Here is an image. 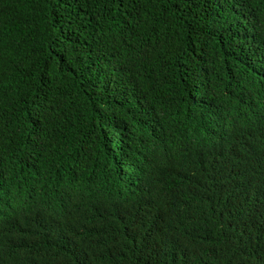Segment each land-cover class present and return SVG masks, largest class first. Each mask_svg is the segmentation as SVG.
I'll list each match as a JSON object with an SVG mask.
<instances>
[{
  "label": "trees",
  "instance_id": "obj_1",
  "mask_svg": "<svg viewBox=\"0 0 264 264\" xmlns=\"http://www.w3.org/2000/svg\"><path fill=\"white\" fill-rule=\"evenodd\" d=\"M0 13V264H264V0Z\"/></svg>",
  "mask_w": 264,
  "mask_h": 264
},
{
  "label": "bare ground",
  "instance_id": "obj_2",
  "mask_svg": "<svg viewBox=\"0 0 264 264\" xmlns=\"http://www.w3.org/2000/svg\"><path fill=\"white\" fill-rule=\"evenodd\" d=\"M1 14V13H0Z\"/></svg>",
  "mask_w": 264,
  "mask_h": 264
}]
</instances>
